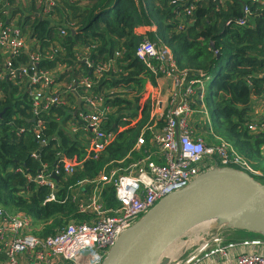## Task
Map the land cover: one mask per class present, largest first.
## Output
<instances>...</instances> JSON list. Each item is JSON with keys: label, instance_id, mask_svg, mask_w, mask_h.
<instances>
[{"label": "trees", "instance_id": "trees-1", "mask_svg": "<svg viewBox=\"0 0 264 264\" xmlns=\"http://www.w3.org/2000/svg\"><path fill=\"white\" fill-rule=\"evenodd\" d=\"M175 1L62 0L44 18L37 15L41 10L33 2L31 11L19 13L20 26L24 21L29 43L28 51L11 57L12 69L29 65L31 55H39L38 71L52 73L56 86L66 84L61 92H54V86L45 91L46 96L60 95L65 104L52 105L35 115L29 78L23 77L17 83L0 79V205L11 217L35 221L33 235L48 238L71 221L96 220V215L79 212L72 189L80 181H94L103 172L121 169L117 162L128 155L142 131L152 123L153 104L140 91L146 80L155 83L157 76L136 55L144 39L171 50L177 72L187 71V78L197 74V79L203 80L198 72L207 76L208 69L219 68L211 89V117L220 122L226 141L235 150L239 147L238 154L251 162L256 172L253 178L264 182V172L254 168L255 163L259 165L264 159V133L249 130V125L257 120L253 107L258 102L253 100L264 94V16L245 28L235 20L227 25L242 16L240 0L226 4L202 0L192 17L183 18L179 14L185 7ZM5 2L14 5L17 0L0 1L2 13L6 10ZM155 26L161 28L162 37L156 35ZM87 61L93 66H88ZM98 66L112 69L98 76ZM3 70L0 53V73ZM86 79L94 85L91 93L100 95L110 107L103 130L116 133L97 159L96 152L88 146L92 134L88 131L71 135L67 128H72L71 124L83 127L74 112L76 95L82 97L84 88L78 86L76 93L68 88ZM112 89H121L123 93L110 94ZM137 117L138 122L133 124L131 120ZM39 123L42 127L38 134L45 145L37 140ZM161 125L165 128L167 120L161 119ZM21 130L24 132L20 133ZM211 133L217 136L215 129L209 127L207 134ZM65 162L76 166L73 174L64 170ZM43 165L48 166L46 173L58 185L56 202L48 201L50 190L27 181L26 175L36 176ZM17 169L23 172H15ZM93 191V184L82 189L87 197ZM103 196L106 208L117 205L113 187H106Z\"/></svg>", "mask_w": 264, "mask_h": 264}, {"label": "built area", "instance_id": "built-area-1", "mask_svg": "<svg viewBox=\"0 0 264 264\" xmlns=\"http://www.w3.org/2000/svg\"><path fill=\"white\" fill-rule=\"evenodd\" d=\"M59 1L62 0H17L14 5L5 2L6 10L3 13L0 12V53L2 68L4 67L0 73V79L8 78L9 81L17 83L23 77L29 78L35 115L43 110L47 111L52 105L63 106L65 101L60 98V95H45V91L50 86H54V92H57V89L52 73L38 71L37 67L41 60L39 55H31L29 65L12 69L11 57H16L23 50L28 51V36L23 29L25 22L22 21L23 24L20 26L19 13L31 11V4L35 2L37 9L41 10L37 15L44 18L51 14ZM201 1L176 0L174 3H182L185 10L179 15L189 18L193 16ZM219 1L223 4L229 2V0ZM240 3L242 16L228 21L227 25L235 20L238 26L245 28L249 22L264 16V0H240ZM62 34H65L64 31ZM161 46L157 47L148 39H144L139 44L136 55L157 77L161 75L172 77L176 81V86L182 88L186 83L182 76L188 74L177 72L171 51L164 46L160 49ZM87 63L88 66H93L90 61ZM110 66H98L96 74L101 76L103 72L109 70ZM201 76L204 77V74ZM198 84L202 85L201 80L192 82L184 93H181L179 89L174 94L175 100L172 104H178L175 110H169L162 115L161 119L167 120V126L163 130L156 131L154 126L147 129L150 132L148 139L144 136L139 137L136 146L145 147L146 150H144V157L134 169L128 172L112 169L103 172L94 181H80L72 189L79 212L85 215H96V220H92L91 223L71 221L57 235L40 238L32 234L34 223L32 219L11 217L3 212L0 205V254L7 256L6 263L2 264H102L122 233L132 228L166 196L187 188L202 174L217 168H230L255 176L256 172L248 159L240 156L229 142L214 135L217 142L207 144L204 137L194 133L192 118L195 108L193 105L197 102H194L193 97L194 86ZM78 86L84 88V94L81 97L82 107L77 118L83 124L85 132L89 131L92 134L88 146L96 152L95 159H97V155L115 138V134L103 130L109 107L104 104L100 95L91 93L90 90L94 87L91 81L86 79L80 85L69 87L68 90L76 93ZM200 100L202 102L201 94ZM257 100H261V103L257 105L263 107L264 94L259 99H255ZM256 107V105L253 107L254 110ZM205 111L208 112L203 109L197 113L206 120L205 123L209 128L211 122L208 123V117L205 119ZM41 127L42 123L36 126L37 134ZM249 130L253 133H264V121L257 118L255 124L249 125ZM23 132V130L20 131V133ZM211 135L213 137V133ZM37 140L42 145L46 144L40 139V134L37 135ZM34 157L37 158L38 155L34 154ZM63 164L67 173H74V165L68 162ZM42 169L34 177L26 175L27 181L34 183L38 188L50 190L48 201L56 202L58 185L55 179L46 173L48 166L43 165ZM15 172L23 171L17 169ZM91 184L94 185V191L89 198L77 194V190L82 191ZM106 187L115 189L117 205L112 208L104 206L103 192ZM215 242L219 244L213 250L200 249L199 253L198 249L192 248L188 254L186 253L187 256L183 257L186 254L178 256V259L171 264H204L211 262L216 256L227 258L229 250L233 252L237 248L241 252L229 264H264V237L240 245L253 248L251 251H245L233 245L223 246L218 240Z\"/></svg>", "mask_w": 264, "mask_h": 264}, {"label": "water", "instance_id": "water-1", "mask_svg": "<svg viewBox=\"0 0 264 264\" xmlns=\"http://www.w3.org/2000/svg\"><path fill=\"white\" fill-rule=\"evenodd\" d=\"M81 107L79 100L76 115ZM213 223L264 237V184L238 170H210L122 233L102 264H169L170 258L163 260L175 243Z\"/></svg>", "mask_w": 264, "mask_h": 264}, {"label": "crops", "instance_id": "crops-1", "mask_svg": "<svg viewBox=\"0 0 264 264\" xmlns=\"http://www.w3.org/2000/svg\"><path fill=\"white\" fill-rule=\"evenodd\" d=\"M156 35L159 34L157 32V26H155L154 28ZM162 32V30H161ZM163 35V32H162ZM161 46V45H160ZM164 46V45H162ZM162 46L160 47V49L162 48ZM166 47V46H164ZM168 49V48H167ZM169 50V49H168ZM171 51V50H170ZM172 55V52H170ZM112 69V68H110ZM114 70H116V68L114 67ZM59 72V70H57ZM56 71V72H57ZM201 72V71H200ZM187 73L188 72H183L182 74ZM199 74V72H198ZM202 74V73H201ZM194 78H187V76H182L185 80L186 83L183 84L182 88H179L176 86V81L175 79H173L172 77L169 76H158L156 78V82L152 83L149 80H146V82L144 83V86L142 88V90L140 91L141 95L144 97V99H150L151 104H153V109L151 110L150 113V121L152 122L149 127H147L146 129H144L141 133L140 136H144L146 139H148L150 137V132L147 130L149 128H152L154 126L156 131H161L163 130V126L160 127V120L162 118V115H164L166 112H168L169 110H175V107L177 106V104H172V101H174V94H176L178 92V90L180 89L181 93L185 92V89L187 87H189L191 85L192 82H196L198 81V75L194 74ZM200 76V74H199ZM213 82V81H212ZM61 87H66V84H64L63 82L60 83V85L56 86V89H58L59 91L61 90ZM195 89V94H194V102L196 101L197 104L193 105V108L195 113L193 116V127H194V133H196L197 136L202 137L207 134L208 132V126L206 120H204L202 117L199 116V114L197 112L202 111L204 108H206L205 106V97H206V93H203V99L202 102L200 100V89H201V85H195L194 86ZM63 91V90H61ZM60 91V92H61ZM110 94H114V93H123V90L121 89H112L108 91ZM133 94H131L132 96ZM76 100H77V108L78 109V102L79 100H81V97L79 95H76ZM255 99L253 100L254 103ZM259 101L258 103H261V100H257ZM255 101V102H257ZM257 103V104H258ZM256 104V108L253 112V116L258 118V120H263L264 121V116L262 117V115L264 114V106H259ZM108 107V106H107ZM110 108V107H109ZM76 110L74 112V116L78 117V115H76ZM112 112V110H110V113ZM133 124L138 122V117L131 120ZM80 122V121H77ZM71 127H67L70 134L71 135H79L81 132H85L84 129H82L83 127H77L73 124H71ZM123 131V129H120V132ZM116 135V133H114ZM139 136V137H140ZM137 144V143H136ZM135 144L134 148L128 153V155L117 162V164L119 165V167H121V172H128L130 169H134L135 166L137 165V163L141 160L142 157H144V150H146V148H142V147H137ZM157 157V156H156ZM75 166V165H74ZM76 167V166H75ZM77 194H79L80 196H83L84 198H89L87 197V195L83 194L82 191L77 190ZM49 197V196H48ZM47 197V198H48ZM254 235H245L239 232V230H235L232 228H229L225 225L222 224H218V223H213L210 224L209 228L204 229L203 227H198V228H194V230L192 232L189 233V236H185L183 237L182 241L186 243V247L184 248L185 250L179 254L178 256L183 255V253L185 251H188L192 248H195V250H199L200 253V249L203 251H206L207 249L209 250H213L219 243H216L215 240H218L221 245L223 246H238L241 249L245 250V251H251L253 250V248L250 247H244V246H240L242 245V243L247 242V241H255V240H259L260 238H262L263 236H259L258 234L253 233ZM191 237V239H193L194 237L197 236L198 241H192L191 239L189 240L188 238ZM186 240H188L186 242ZM180 241H178L177 243H175L169 250L168 252L165 254V259H168L171 257V254L174 253V251H176L179 247H180ZM256 250H259V248H255ZM241 252L239 250V248L235 249L233 252L231 251V249L228 252V256L227 258H221L219 256H216L211 262H205L204 264H229V262H232L235 257L238 255V253ZM174 259V258H173ZM174 261L171 258V261L169 262V264H171V262ZM2 263H6V259L2 258L0 259V264Z\"/></svg>", "mask_w": 264, "mask_h": 264}, {"label": "rangeland", "instance_id": "rangeland-1", "mask_svg": "<svg viewBox=\"0 0 264 264\" xmlns=\"http://www.w3.org/2000/svg\"><path fill=\"white\" fill-rule=\"evenodd\" d=\"M157 32H158V34H159V37H160V35H161V37H162V32H161V28H159V27H157ZM218 71H219V68H216V67H212V68H210V69H208V73H209V75H210V79L209 80H204V82H203V84L205 85V87H204V91H205V93H206V97H205V102H206V105H207V107L206 108H204L205 110H207L208 112H210V113H208V112H206L205 111V113H206V115H205V119L207 118V120H208V123H210V125H211V128L212 129H215V131H216V135L217 136H219V137H221V138H223V139H225V140H227V138L225 137V135L221 132V130H220V127H221V125H220V122L218 121V120H216V119H211V116H210V114H212L213 113V111H212V102H211V100H212V98H211V93H210V85H211V83H212V80H213V82L215 81V79H216V77H217V75H218ZM257 109V108H256ZM204 138H205V140H206V143L207 144H212V143H216L217 142V140L214 138V137H212V135L211 134H206V136H203ZM228 141V140H227ZM237 149H238V151L240 152V148L239 147H237ZM236 149V150H237ZM250 164H251V162H250ZM251 166H252V164H251ZM254 168L255 169H257V170H260V171H263L264 172V159H262L260 162H259V165L258 164H254ZM254 171V170H253ZM254 174V173H253ZM255 180H257V181H259V182H261L260 180H258V179H256L255 178ZM261 183H263L264 184V182H261ZM34 222V223H33ZM32 228H34L36 225H35V221H33L32 220ZM209 226H210V224H207V225H202L201 227H203L204 229H207V228H209ZM187 236H189V234L187 235ZM191 237H192V235L188 238L189 240L191 239ZM181 241H180V247L176 250V251H174V253L173 254H171V257H170V260H171V258H172V260H175V259H178L177 257H178V255L179 254H181L185 249V245H186V243L185 242H183L182 240L183 239H180ZM192 241H198V238H197V236L196 237H194L193 239H191ZM188 240H186V242H187ZM188 252H189V250L188 251H185L183 254H188ZM187 254L186 255H184L183 257H185V256H187ZM174 258V259H173ZM166 259H164L163 261H165Z\"/></svg>", "mask_w": 264, "mask_h": 264}, {"label": "clouds", "instance_id": "clouds-1", "mask_svg": "<svg viewBox=\"0 0 264 264\" xmlns=\"http://www.w3.org/2000/svg\"><path fill=\"white\" fill-rule=\"evenodd\" d=\"M41 18V17H40ZM163 47V46H162ZM204 79L203 80H201V82H202V85H201V89H200V92H201V95H202V99H203V93H205V91H204V87H205V85L203 84V82H204V80H209L211 77H210V75H207V76H204L203 77ZM199 80V79H198ZM213 81V80H212ZM213 83V82H212ZM212 83H211V85H210V93H211V98L213 97V94H212V91H211V89H212ZM205 106L207 107V105H206V102H205ZM210 113V112H209ZM210 116H211V114H210ZM211 119L213 120V119H216V117H214V118H212L211 117Z\"/></svg>", "mask_w": 264, "mask_h": 264}]
</instances>
